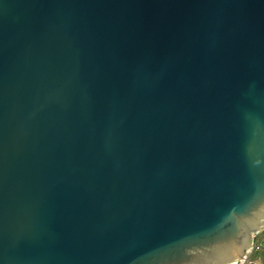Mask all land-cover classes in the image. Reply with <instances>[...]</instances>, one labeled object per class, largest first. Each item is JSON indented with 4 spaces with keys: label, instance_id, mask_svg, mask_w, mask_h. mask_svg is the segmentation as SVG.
I'll return each instance as SVG.
<instances>
[{
    "label": "water",
    "instance_id": "95a60500",
    "mask_svg": "<svg viewBox=\"0 0 264 264\" xmlns=\"http://www.w3.org/2000/svg\"><path fill=\"white\" fill-rule=\"evenodd\" d=\"M263 228L264 0H0V264H241Z\"/></svg>",
    "mask_w": 264,
    "mask_h": 264
},
{
    "label": "rangeland",
    "instance_id": "374dc122",
    "mask_svg": "<svg viewBox=\"0 0 264 264\" xmlns=\"http://www.w3.org/2000/svg\"><path fill=\"white\" fill-rule=\"evenodd\" d=\"M263 240V241H262ZM264 264V228L253 237L252 245L246 253L244 264Z\"/></svg>",
    "mask_w": 264,
    "mask_h": 264
},
{
    "label": "built area",
    "instance_id": "2783aa9c",
    "mask_svg": "<svg viewBox=\"0 0 264 264\" xmlns=\"http://www.w3.org/2000/svg\"><path fill=\"white\" fill-rule=\"evenodd\" d=\"M247 253V252H246ZM246 260V255H245V258L241 261V264H244V261ZM236 264H239V263H236ZM250 264V263H249Z\"/></svg>",
    "mask_w": 264,
    "mask_h": 264
},
{
    "label": "bare ground",
    "instance_id": "6f19581e",
    "mask_svg": "<svg viewBox=\"0 0 264 264\" xmlns=\"http://www.w3.org/2000/svg\"><path fill=\"white\" fill-rule=\"evenodd\" d=\"M256 233H254V235H255ZM252 264H259L257 261L255 262V263H252Z\"/></svg>",
    "mask_w": 264,
    "mask_h": 264
},
{
    "label": "crops",
    "instance_id": "0c3cea01",
    "mask_svg": "<svg viewBox=\"0 0 264 264\" xmlns=\"http://www.w3.org/2000/svg\"><path fill=\"white\" fill-rule=\"evenodd\" d=\"M263 241V240H262Z\"/></svg>",
    "mask_w": 264,
    "mask_h": 264
}]
</instances>
